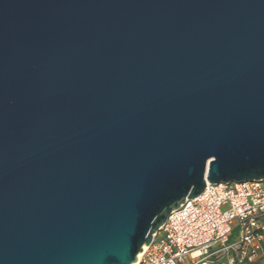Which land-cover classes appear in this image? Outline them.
<instances>
[{
    "label": "water",
    "instance_id": "1",
    "mask_svg": "<svg viewBox=\"0 0 264 264\" xmlns=\"http://www.w3.org/2000/svg\"><path fill=\"white\" fill-rule=\"evenodd\" d=\"M261 180L264 0H0V264H132Z\"/></svg>",
    "mask_w": 264,
    "mask_h": 264
},
{
    "label": "built area",
    "instance_id": "2",
    "mask_svg": "<svg viewBox=\"0 0 264 264\" xmlns=\"http://www.w3.org/2000/svg\"><path fill=\"white\" fill-rule=\"evenodd\" d=\"M263 241L264 180L206 183L169 214L136 264H264Z\"/></svg>",
    "mask_w": 264,
    "mask_h": 264
},
{
    "label": "rangeland",
    "instance_id": "3",
    "mask_svg": "<svg viewBox=\"0 0 264 264\" xmlns=\"http://www.w3.org/2000/svg\"><path fill=\"white\" fill-rule=\"evenodd\" d=\"M220 210L221 211H227L228 210V206L227 205H223V206H221ZM236 235H237V230H234V232H233V234L231 236V239H235Z\"/></svg>",
    "mask_w": 264,
    "mask_h": 264
},
{
    "label": "bare ground",
    "instance_id": "4",
    "mask_svg": "<svg viewBox=\"0 0 264 264\" xmlns=\"http://www.w3.org/2000/svg\"><path fill=\"white\" fill-rule=\"evenodd\" d=\"M145 249H146V246H143L142 252L141 253H138V255H137V261L135 263H132V264H136L141 259V257L143 255V252L145 251Z\"/></svg>",
    "mask_w": 264,
    "mask_h": 264
},
{
    "label": "crops",
    "instance_id": "5",
    "mask_svg": "<svg viewBox=\"0 0 264 264\" xmlns=\"http://www.w3.org/2000/svg\"><path fill=\"white\" fill-rule=\"evenodd\" d=\"M262 245H263V247H264V241H263ZM261 264H262V263H261Z\"/></svg>",
    "mask_w": 264,
    "mask_h": 264
}]
</instances>
